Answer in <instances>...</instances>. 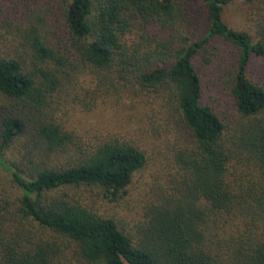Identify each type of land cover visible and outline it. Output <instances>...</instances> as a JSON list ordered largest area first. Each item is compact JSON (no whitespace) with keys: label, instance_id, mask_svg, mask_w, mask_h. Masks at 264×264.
I'll use <instances>...</instances> for the list:
<instances>
[{"label":"trees","instance_id":"obj_1","mask_svg":"<svg viewBox=\"0 0 264 264\" xmlns=\"http://www.w3.org/2000/svg\"><path fill=\"white\" fill-rule=\"evenodd\" d=\"M232 1L44 0L39 12L24 11L17 31L32 71L0 56V93L12 101L0 105V163L21 191L15 202H0V264H264V87L248 76L253 58L264 62V20L263 40L255 41L225 21ZM201 10L209 24L197 39L190 27ZM213 39L235 51L227 80L238 112L233 121L204 101L196 60L208 62ZM86 70L98 87L161 97L181 123L168 157V190L154 194L136 232L58 193L95 186L104 198H121L146 165L135 144L106 138L71 162L29 174L6 154L28 135V155L68 151L72 136L44 109L64 81Z\"/></svg>","mask_w":264,"mask_h":264},{"label":"rangeland","instance_id":"obj_2","mask_svg":"<svg viewBox=\"0 0 264 264\" xmlns=\"http://www.w3.org/2000/svg\"><path fill=\"white\" fill-rule=\"evenodd\" d=\"M43 4L44 0H0V56L19 59L27 71L33 69V58L27 45L22 44L17 30L26 20L24 11L28 13L34 8L39 12ZM203 13L201 10L200 14H194L193 26L190 27L197 39L209 24ZM224 19L231 26L248 31L255 41L263 40L260 27L264 20V0H234L225 7ZM134 36L133 33L131 37ZM212 41L215 45L210 41L204 55L208 62L201 58L196 60L204 87V101L212 105L223 119L233 121L238 112L227 80L233 73L235 51L227 42ZM248 76L264 87V62L253 58L248 66ZM95 82L94 75L88 70L73 73L71 82L64 81L48 96L44 112L47 118L58 122L72 136L68 151L54 155L34 149L33 155H28L34 143L28 135L13 142L6 149V154L29 174L39 165L59 166L71 162L72 155L106 138L135 144L145 153L146 165L133 174L121 198L114 201L104 198L95 186L71 187L58 193L66 191L81 198L98 212L112 215L125 229L136 232L145 224L151 201H156L154 194L168 190L172 179L168 157L181 123L177 115L175 118L168 116L164 101L153 93H124L110 85L98 87ZM11 102L0 93V105ZM33 116L28 112L29 119ZM20 192L6 166L0 163V202H15ZM65 261L73 264L67 259Z\"/></svg>","mask_w":264,"mask_h":264}]
</instances>
